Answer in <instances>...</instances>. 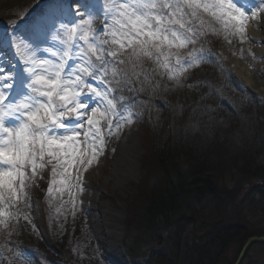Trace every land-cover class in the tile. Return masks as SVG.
I'll list each match as a JSON object with an SVG mask.
<instances>
[{"label": "snow or ice", "instance_id": "1", "mask_svg": "<svg viewBox=\"0 0 264 264\" xmlns=\"http://www.w3.org/2000/svg\"><path fill=\"white\" fill-rule=\"evenodd\" d=\"M259 20L264 0H37L0 32V229L38 231L30 189L44 169L48 199L67 192L75 216L84 174L142 115L143 93L181 87L211 58L196 47L209 32L243 43ZM2 251L30 264L11 241Z\"/></svg>", "mask_w": 264, "mask_h": 264}, {"label": "trees", "instance_id": "2", "mask_svg": "<svg viewBox=\"0 0 264 264\" xmlns=\"http://www.w3.org/2000/svg\"><path fill=\"white\" fill-rule=\"evenodd\" d=\"M32 7L24 6L16 17ZM210 53L216 55V51ZM221 74L216 79L222 94L218 107L208 97L184 100L174 106L169 89L145 91L146 102L137 106L142 112V126L153 131V153L159 168L146 186L141 223L154 233H168V241L159 242L162 249L157 256H150L149 264H218L238 240L264 235L253 225L254 230L248 231L245 223L238 226L242 221L233 222L246 209L254 216L264 215V167L255 165V159L264 152V128L236 98V79L226 72ZM229 77L235 83H228ZM176 115L185 121L180 126L174 119ZM235 170L242 172L244 180L259 183L243 187L242 179L226 191L222 183ZM51 226L55 235L52 222ZM194 227L195 233L189 232ZM9 240L14 251L20 250L26 256L27 246L20 230L10 237L1 236L0 252L4 257L11 258L2 251ZM128 255L135 259L130 251Z\"/></svg>", "mask_w": 264, "mask_h": 264}, {"label": "rangeland", "instance_id": "3", "mask_svg": "<svg viewBox=\"0 0 264 264\" xmlns=\"http://www.w3.org/2000/svg\"><path fill=\"white\" fill-rule=\"evenodd\" d=\"M36 2L37 0H0V26L3 25L2 23L12 24L18 16L16 14H19L24 6L25 8L31 7ZM260 22L264 25V20H260ZM99 23V21L96 22L97 27H99ZM3 26H1L3 29L0 27L1 32L5 28L11 32V26ZM224 39L223 32L219 35L209 32L207 36L201 38V43H198L196 47L202 46L204 54L210 55L211 58L198 67L192 68L187 78L181 82V87H174L172 82L166 81L167 88L171 91V101L174 106H177L183 104L184 100L191 101L195 98L208 97L214 106L218 107L222 101L218 80L222 75L221 72H226L230 77L236 79L237 83L234 84L235 90L238 91L236 98L243 102L246 109H249L248 113L252 115L254 121H258L264 128V99L252 89L245 87L233 74L220 52ZM229 39L232 40L231 45L238 48L239 58L254 68L255 59L252 53L247 48L240 46L241 42L238 38L229 37ZM205 45L211 49L209 50ZM212 50L216 51V55L210 53ZM230 77L226 80L229 81L228 83H233L234 81L232 82ZM260 77L264 80V74H261ZM228 83L227 85H229ZM232 110L238 113L237 109ZM232 110V113L235 112ZM174 119L179 126L185 122L177 115L174 116ZM233 122L236 123V121ZM142 124L138 118L133 125L137 128L135 134L138 138V149L141 155L138 160L139 172L136 175L128 172L125 167L127 162L122 159V141L125 139L127 131L125 129L119 140L112 138L108 150L100 158L99 164L93 166L97 169L99 177L84 182L86 187L82 195L86 194L88 198L82 200L81 195L79 196L83 203L77 205L78 210L75 211V216L72 214L74 209L67 192L62 197L54 193L56 198L48 199L50 169L43 170V179L37 178L36 184L30 189L31 204L33 205L31 215L38 231L33 230L26 221L20 219L18 224L13 222L14 227L11 234L13 236V233L15 235L16 231L20 230L23 232L24 240L29 246L30 264H133V260L135 264L152 263L150 256H157L161 251L162 247L159 242H167L168 233H162L160 230L154 233L150 227L141 223L144 218L142 207L148 194L146 186L148 181L156 177L159 170L153 153V131L149 132ZM112 148H115L116 151H111ZM255 165L264 167V152L255 159ZM242 179L244 182L241 186L243 187L259 183L257 180H244L242 172L235 170L226 176L222 184L226 191L232 190ZM243 193L245 194L246 190ZM64 201L67 203H63ZM58 208L60 209L59 214L57 213ZM239 221H242V224H238V226L245 223L248 231L254 230L252 229L253 225L264 232V215L256 214L254 216L249 209H246L241 215L236 216L233 222L238 223ZM51 222L56 228L55 235ZM61 224L64 225L62 235L59 230ZM195 230L194 227L189 232L195 233ZM2 235L9 236L6 231L0 229V237ZM250 237L242 238L232 244L218 264H234L242 247ZM126 248L135 259L132 260V257L127 256ZM1 255L0 253V264H7ZM13 264H21V262L13 261ZM242 264H264V244H254Z\"/></svg>", "mask_w": 264, "mask_h": 264}, {"label": "bare ground", "instance_id": "4", "mask_svg": "<svg viewBox=\"0 0 264 264\" xmlns=\"http://www.w3.org/2000/svg\"><path fill=\"white\" fill-rule=\"evenodd\" d=\"M264 24V23H263ZM2 30L0 29V32ZM246 36L250 39L241 43V47L247 48L255 59L254 68H251L238 56V48L229 44L225 39L221 43L220 52L228 63L233 74L243 83L245 87L252 89L257 95L264 99V80L260 79L264 74V25L259 21H251L246 30ZM137 128L131 127L125 132V139L122 141V159L127 162L125 167L128 172L135 175L139 172L140 153L138 149ZM124 168V170H126ZM98 171L94 167L84 175V182L98 178ZM86 184H84V188ZM88 196L81 195L85 200Z\"/></svg>", "mask_w": 264, "mask_h": 264}, {"label": "water", "instance_id": "5", "mask_svg": "<svg viewBox=\"0 0 264 264\" xmlns=\"http://www.w3.org/2000/svg\"><path fill=\"white\" fill-rule=\"evenodd\" d=\"M257 243L264 244V236H261V237L255 236V237L249 238L247 242L244 244V246L242 247V250L234 264H242L250 248L254 244H257Z\"/></svg>", "mask_w": 264, "mask_h": 264}]
</instances>
